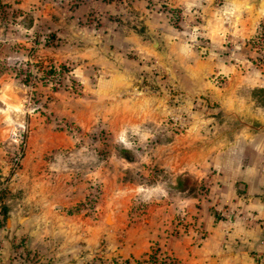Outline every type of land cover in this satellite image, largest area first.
<instances>
[{"label": "rangeland", "instance_id": "1", "mask_svg": "<svg viewBox=\"0 0 264 264\" xmlns=\"http://www.w3.org/2000/svg\"><path fill=\"white\" fill-rule=\"evenodd\" d=\"M198 10L168 0H0L2 230L36 217L58 241L74 227L67 220L81 219L99 233L114 228L105 249L146 218L175 220L176 234L204 215L258 224L218 192L236 135L264 127V23L207 52ZM13 239L26 257L27 238ZM157 252L144 263L157 264Z\"/></svg>", "mask_w": 264, "mask_h": 264}, {"label": "crops", "instance_id": "2", "mask_svg": "<svg viewBox=\"0 0 264 264\" xmlns=\"http://www.w3.org/2000/svg\"><path fill=\"white\" fill-rule=\"evenodd\" d=\"M168 4L184 11L200 7L203 22L194 29L204 36L207 52L208 48L217 47L213 41L221 42L223 47L226 41L243 40L242 34L250 37L264 23V0H229L222 6L216 0H168ZM224 97L225 107L238 104L229 113L240 115L236 111L241 102L231 95ZM236 136L233 147L228 149L234 148V151L223 154L226 163L219 177L226 188L218 193L222 201L238 204L246 214H251L257 220L256 226H248L241 219L231 223L204 215L194 223L189 218L182 220L187 225L186 231L176 234L172 230L175 220L146 218L138 228L127 230L121 244L100 249L101 238L114 228L102 226L99 233L97 222L69 219L67 222L74 227L64 231L73 233L57 234L64 236L57 241L53 236L45 238L46 234L36 224L40 219L36 217H29L23 224H19L20 218L10 219L9 228H0V264H146L150 247L158 249L157 264H264V127L254 129L245 125ZM237 188L242 190L241 194L236 193ZM170 226V232L166 231ZM14 235L27 238L29 249L24 258L20 257L24 255L19 249L12 247Z\"/></svg>", "mask_w": 264, "mask_h": 264}, {"label": "trees", "instance_id": "3", "mask_svg": "<svg viewBox=\"0 0 264 264\" xmlns=\"http://www.w3.org/2000/svg\"><path fill=\"white\" fill-rule=\"evenodd\" d=\"M52 70V68L50 69V71Z\"/></svg>", "mask_w": 264, "mask_h": 264}]
</instances>
